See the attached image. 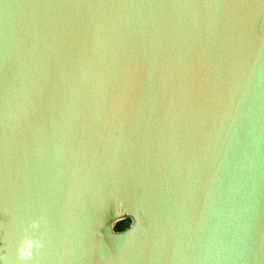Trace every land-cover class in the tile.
Here are the masks:
<instances>
[{
  "label": "water",
  "instance_id": "obj_1",
  "mask_svg": "<svg viewBox=\"0 0 264 264\" xmlns=\"http://www.w3.org/2000/svg\"><path fill=\"white\" fill-rule=\"evenodd\" d=\"M41 217L32 264H264V0H0L10 261Z\"/></svg>",
  "mask_w": 264,
  "mask_h": 264
},
{
  "label": "clouds",
  "instance_id": "obj_2",
  "mask_svg": "<svg viewBox=\"0 0 264 264\" xmlns=\"http://www.w3.org/2000/svg\"><path fill=\"white\" fill-rule=\"evenodd\" d=\"M42 222H44L43 217L34 219L31 221L30 225L24 229V234L18 239L15 245V260L10 261L8 251L4 248H0V253H2L0 254V264H32L37 253L45 248L43 234L37 235V233H40ZM135 227L136 224L133 228ZM112 231H114V228Z\"/></svg>",
  "mask_w": 264,
  "mask_h": 264
},
{
  "label": "trees",
  "instance_id": "obj_3",
  "mask_svg": "<svg viewBox=\"0 0 264 264\" xmlns=\"http://www.w3.org/2000/svg\"><path fill=\"white\" fill-rule=\"evenodd\" d=\"M129 224V220H124L119 222L116 226L115 229L116 230H123L124 228H126Z\"/></svg>",
  "mask_w": 264,
  "mask_h": 264
}]
</instances>
